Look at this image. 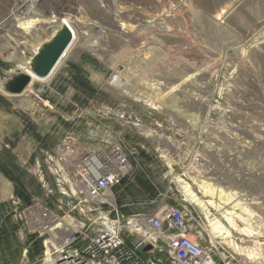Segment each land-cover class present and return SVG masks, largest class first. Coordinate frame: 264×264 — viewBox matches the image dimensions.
Wrapping results in <instances>:
<instances>
[{"label":"rangeland","instance_id":"1","mask_svg":"<svg viewBox=\"0 0 264 264\" xmlns=\"http://www.w3.org/2000/svg\"><path fill=\"white\" fill-rule=\"evenodd\" d=\"M11 4L0 11V21L7 18ZM54 8L72 15L69 22L76 23L80 43L104 50L102 58L87 48L74 50L48 85L35 83L28 91L24 87L20 95H6L3 83L11 91L24 80L22 76L13 78L20 70L8 55L14 52L21 61H30L39 44L58 28L55 23L45 24L47 19L58 20L52 19ZM0 29V45L7 51H0V126L19 124L20 120L24 128L37 132L34 136H49V150L66 134L94 143L99 126L111 127L132 151L156 168L149 174L159 192L164 195L167 191L168 196L183 200L172 179L173 174L181 173L180 166L173 165L174 172L161 181L160 175L168 171L165 164L172 161L163 160L161 143L141 137L131 126L137 119L165 128L167 118L173 119L178 127L164 132L180 134L181 152H192L203 160L208 174L198 170V176L204 174L214 187L229 188L234 197L239 196L241 210L252 207L249 210L256 213L257 218L250 223L260 229L259 252L264 257V224L258 218L264 222V0H45L28 11L20 8L9 25ZM76 79L85 82L89 90L78 89ZM106 111L122 115L132 129L124 120H112ZM26 114L32 118L21 117ZM140 146L145 151L141 152ZM2 148L0 143V176L10 184L11 194L0 199V206L6 207L0 231H8L7 241L0 240V264H32L43 254V240L27 233L12 216L10 198L20 201L19 213L33 199L46 200L32 174L22 171L16 182L4 176L3 162H14L18 171L16 166L21 163L3 154ZM172 149L170 145L169 153ZM133 176L137 193L144 190V194L155 196L139 169ZM190 188L201 200L206 199L199 194L197 184ZM18 194L29 202L25 204ZM244 199L249 201L247 206ZM251 202L256 205L249 206ZM241 210L236 213L246 214ZM209 215L220 218V212L213 210ZM200 217L208 235L209 225L202 212ZM238 233L231 230V241L238 247H249L252 239ZM215 235L219 238L214 241L205 236L203 245L210 241L220 247L222 253L233 257V264H254ZM36 241L41 243V253L34 256Z\"/></svg>","mask_w":264,"mask_h":264},{"label":"built area","instance_id":"2","mask_svg":"<svg viewBox=\"0 0 264 264\" xmlns=\"http://www.w3.org/2000/svg\"><path fill=\"white\" fill-rule=\"evenodd\" d=\"M106 113L115 122L124 120L127 128L132 129L122 115ZM167 119L165 128L163 124L147 125L137 119L131 126L141 137L161 143L163 160L169 161L165 158L168 156L172 161L165 164L168 171L160 175L161 181L178 164L181 173L176 175L187 186H193L198 170L208 174L203 169V160L192 152L188 155L181 152L182 143L177 139L180 134L164 132L178 127L173 119ZM99 127L94 143L66 134L35 164L34 176L45 202L33 199L19 213L20 201L10 198L12 216L27 233L43 240V254L32 264H233V257L222 253L220 247L210 241L203 245L208 235L200 209L185 199L168 196L167 191L161 194L149 174V170L156 168L132 151L114 129ZM101 132L103 135L98 136ZM110 135L115 138L103 139ZM170 145L175 148L172 154ZM143 150L144 146H140V151ZM137 169L155 196L139 204L140 212L127 213L136 204L122 185L131 183V178L134 182L133 173ZM176 188L179 189L177 185ZM243 202L247 206L249 201Z\"/></svg>","mask_w":264,"mask_h":264},{"label":"bare ground","instance_id":"3","mask_svg":"<svg viewBox=\"0 0 264 264\" xmlns=\"http://www.w3.org/2000/svg\"><path fill=\"white\" fill-rule=\"evenodd\" d=\"M45 0H0V11L8 4L12 3L9 14L7 18L4 20L0 21V26H5L9 25L10 21L12 20L13 16L15 15L16 12L19 11L20 8H24L28 11L31 7L33 8L35 4L44 2ZM21 3L18 7L17 5ZM9 6V5H8ZM61 8V7H60ZM55 12L52 17L54 22H48V19L46 20V25H52L53 23L59 25L64 22L68 28L70 29L72 33V42L67 48V50L64 53V56L59 60L51 74L44 79H40L35 77L32 72L28 69L27 64L28 60H23L16 58L15 53L13 52L12 54L8 55V60H14V62L17 63V66L20 70V72H15L13 73V78L14 79H19V77H24L28 79V84L24 88V91L30 90L31 86L35 83H41V84H49L50 80L53 79V77L56 75V73L61 69L62 66H64L65 62L69 57H71L72 52L74 50L80 52L84 49H88V52L91 53L93 56L96 58L100 59L102 58L101 54L104 50H100L99 48L95 47H85L82 43H80V35L81 33L79 32L76 23H71L69 22L72 17V15H66L67 13L63 11H58L56 8H54ZM52 11V10H51ZM68 18H64L67 17ZM218 19V18H217ZM29 21V20H28ZM27 21V22H28ZM44 24V25H45ZM47 27V26H45ZM56 28H54L55 30ZM1 30V29H0ZM20 30V29H19ZM22 37V36H19ZM18 37V38H19ZM2 53H6V47L4 45H0V51ZM7 56V54H6ZM51 83V82H50ZM122 85H120L121 87ZM2 90L6 95L9 96H17L22 94L21 93H16L13 91L9 90V85H2ZM149 99V98H148ZM151 101V99H150ZM152 104V102H151ZM25 105H29V103H25ZM168 160L169 158L166 157ZM201 174V172L199 171ZM203 176H198L197 179H194L193 181L195 184H197V187L199 189V194L201 197H206V199H202L199 197V195L195 194L192 189L187 186V184L180 179L179 176L177 175H172V179L175 181L177 184L178 188L180 189L182 195L184 196L185 200L197 206L201 212L204 214L206 222L209 225V231L208 235L210 237L211 241H214L215 239L219 238L215 234H219L221 236V240H226V244L231 248V250L238 252L239 256H244L246 261H251L254 264H264V257H262V254H260L259 249H262V246L260 243H258V238L260 236V229L257 225H251L250 221L251 219L255 220V217L257 216L251 212L249 209H243L241 210L240 205L238 204V197H234V194L231 192L229 188H219V187H214L212 184L208 183V178ZM0 191L2 192L3 195H1L0 199H3L5 197L10 196L11 194V186L10 184L5 181L1 176H0ZM241 199V198H240ZM253 200V199H252ZM255 202V200H254ZM249 205H256V203L251 202ZM245 207V206H244ZM230 209V210H229ZM210 210H213L215 212H220V218L217 220L215 217H211L209 215ZM237 210H241L242 212H245L246 214H238L236 213ZM250 218V219H247ZM256 224H259L258 221ZM227 226V227H226ZM231 230L239 232L238 234L241 236L249 237L252 239L251 244L249 243V247H238L236 244H234L231 241ZM258 230V231H257ZM218 244V243H217Z\"/></svg>","mask_w":264,"mask_h":264},{"label":"crops","instance_id":"4","mask_svg":"<svg viewBox=\"0 0 264 264\" xmlns=\"http://www.w3.org/2000/svg\"><path fill=\"white\" fill-rule=\"evenodd\" d=\"M26 120V117L32 118L31 115L26 114V116H21ZM16 118V117H14ZM9 121L15 123L16 119L12 120L9 118ZM19 124L0 126V143L3 145V154L12 155L16 158L17 163H21L19 167V171L14 168V166L10 162H3L4 170L7 172L14 181H19V174L22 171H25L29 175L34 176V168L37 162H41L44 159V152L49 150L50 142L49 136H44V138H39L38 136H34L37 132L32 133L28 130V128H24L21 125L20 120L17 122ZM46 135H50L49 130H44ZM21 169V170H20ZM134 178V177H133ZM142 181V180H141ZM135 182V184H133ZM131 178V183L124 182L122 185L123 190H125L126 194L130 197V200L133 204H136L131 209L127 211V213H136L140 212L142 208L139 206L141 202H144L148 198H152L153 195L144 194V190L140 193H137V183L134 179ZM134 185L136 189L134 188ZM146 192V191H145ZM10 197V196H9ZM6 211V207L4 205L0 206V222L2 219V213Z\"/></svg>","mask_w":264,"mask_h":264},{"label":"water","instance_id":"5","mask_svg":"<svg viewBox=\"0 0 264 264\" xmlns=\"http://www.w3.org/2000/svg\"><path fill=\"white\" fill-rule=\"evenodd\" d=\"M72 38L70 29L62 22L49 39H45L39 44L35 55L30 58L27 64L28 69L37 78H47L64 56L65 51L72 42ZM18 84L11 91L19 94L28 84V79L24 78ZM126 239L129 241L130 236Z\"/></svg>","mask_w":264,"mask_h":264},{"label":"trees","instance_id":"6","mask_svg":"<svg viewBox=\"0 0 264 264\" xmlns=\"http://www.w3.org/2000/svg\"><path fill=\"white\" fill-rule=\"evenodd\" d=\"M76 80H78L76 82V86H78V89L80 88V89H82L84 91L89 90L88 87H87V84H85V82H83V81H81L79 79H76ZM3 174L9 181L14 182V179L7 172L5 173L3 171ZM18 196L21 197V199L25 202V204H27L29 202V199L24 198V196L22 194H18ZM6 233H8L6 228L1 229L0 235L2 237H0V240H3V239L6 240L7 239ZM40 244H41L40 241L34 242V244H33V250H34L33 254H34V256H37V255H39L41 253V245Z\"/></svg>","mask_w":264,"mask_h":264}]
</instances>
